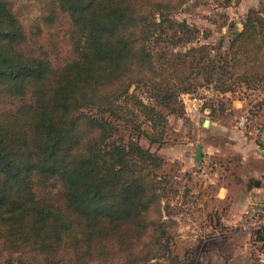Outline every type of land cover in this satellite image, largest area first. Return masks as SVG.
<instances>
[{"label": "trees", "instance_id": "obj_1", "mask_svg": "<svg viewBox=\"0 0 264 264\" xmlns=\"http://www.w3.org/2000/svg\"><path fill=\"white\" fill-rule=\"evenodd\" d=\"M34 2L24 21L0 0V264H147L168 252L150 211L175 188L138 138L161 145L200 87L212 117L264 84V0L213 45L187 44L198 30L170 16L181 0Z\"/></svg>", "mask_w": 264, "mask_h": 264}, {"label": "rangeland", "instance_id": "obj_2", "mask_svg": "<svg viewBox=\"0 0 264 264\" xmlns=\"http://www.w3.org/2000/svg\"><path fill=\"white\" fill-rule=\"evenodd\" d=\"M176 1L177 0H171V2ZM181 1L182 3H180V5L177 3L173 4L172 12L173 10L174 12L173 14L171 13L170 16L175 20H185L192 28H196L198 30V33L195 34L196 37L193 36L194 38L191 39L192 41H188L187 44L191 42L213 45L220 39H222V42L225 43L228 31L221 30L224 29L221 28V26L229 20H237V17L241 16L240 14L242 13V10L245 9L243 6H240L239 8V4L234 3L235 0ZM260 1L261 0H247V3H245L244 6H247L246 9L248 7L256 8ZM14 3L20 12H22V16L25 18L24 21L31 19L36 14L37 4L34 0H14ZM225 4H228V6L226 8L222 7ZM222 12L227 14L226 18L221 16L224 14ZM153 20L155 22H159L160 17L158 13L153 17ZM183 46L184 45L180 47ZM179 48L178 50H180ZM128 90L129 93L133 92L134 85H130ZM213 95L214 93H212L208 87H200L191 95H183L181 97V102L183 106L185 105V102L186 104L188 103L187 99H191V101L193 99L196 101L199 99L202 103L205 99L210 98ZM219 96L220 95H218V97ZM225 99L228 100L230 105L225 108L221 116L215 114L212 117H209L207 116V113L206 115L201 114L202 116L194 115L197 113H186V115L182 114L180 116L169 115L167 117V136L161 145L149 144L145 138H138V142L142 147L147 148L161 158L162 167L159 170L168 176L169 184L171 185L168 186L175 188V192L179 186L177 176H182L185 171L183 170L184 165L182 162L178 159H174L173 156L175 154V150L173 148L184 141L195 139V136L192 135L191 125H199L203 122V120H207L209 117L211 119H219V121L225 125L232 124L234 127L235 119L243 111H252V114L249 112L252 123L255 124L258 122H264L262 120H255V117H257L261 111H264V84L254 90H238L232 95L227 94L225 95ZM236 100L241 101L242 105L237 103L238 106H235L234 102ZM196 101L194 102L197 103ZM203 115L205 118H203ZM249 131L252 132V128H250ZM117 134L122 136L126 135L123 128H119ZM196 166L197 162H194L190 167L192 170L191 172H194V174L197 173ZM215 167L209 174L214 171ZM173 177H176V179H173ZM50 189L52 194L57 193V188L55 186ZM171 189L168 192H165L163 198H159L158 206L155 207L157 212H154L153 210L150 211L151 216L158 215V218H162H160L159 221L163 222V230L166 234L171 236L170 244L167 246L168 252L166 253V251H164V253L160 256H156L155 258L148 260L147 264H184L186 260L190 259H193L194 262L200 264H257L256 254L259 250L264 248L261 247L259 242H252L248 245H243L242 236L235 237L232 240H222L221 243L220 241L208 238H206L203 242L193 241V243H190L187 239L190 230L180 229L177 227L178 223L175 218L176 212L169 203V197H172ZM174 194L175 193H173V195ZM259 233L264 234L263 231ZM253 235L255 236L256 234ZM143 237L144 240H149V235H144ZM163 238H165V233L162 239L156 234V237L152 236L150 238V240L152 239L150 242L165 244ZM151 249L156 251L158 248L152 245Z\"/></svg>", "mask_w": 264, "mask_h": 264}, {"label": "crops", "instance_id": "obj_3", "mask_svg": "<svg viewBox=\"0 0 264 264\" xmlns=\"http://www.w3.org/2000/svg\"><path fill=\"white\" fill-rule=\"evenodd\" d=\"M245 3L247 0L238 3L239 8H245L240 15L249 8L246 9ZM187 101L184 115H206V109L200 112L199 99ZM234 103L235 106L242 105L239 100ZM256 119L264 121V111ZM191 128L195 139L173 148L174 159L182 162L186 173L185 176H177L179 186L169 197V203L176 212L177 227L190 230L187 236L190 243L203 242L206 238L221 243L239 236L243 237V245L257 242L242 223L252 205L264 207V148L254 142L253 132L238 130L232 124L221 123L219 119L208 117L206 124L203 120L199 125H191ZM196 143L201 150L199 161L209 157L218 164L205 178L191 172Z\"/></svg>", "mask_w": 264, "mask_h": 264}, {"label": "built area", "instance_id": "obj_4", "mask_svg": "<svg viewBox=\"0 0 264 264\" xmlns=\"http://www.w3.org/2000/svg\"><path fill=\"white\" fill-rule=\"evenodd\" d=\"M227 111V110H226ZM234 127L238 130H249L252 128L254 142L264 148V122L252 123L249 112L243 111L234 121ZM217 162L209 157L203 158L197 163V175L205 178L216 166ZM243 227L256 234L264 231V207L262 205H252L246 212V218L243 221ZM257 264H264V249L256 254Z\"/></svg>", "mask_w": 264, "mask_h": 264}, {"label": "water", "instance_id": "obj_5", "mask_svg": "<svg viewBox=\"0 0 264 264\" xmlns=\"http://www.w3.org/2000/svg\"><path fill=\"white\" fill-rule=\"evenodd\" d=\"M206 122L207 120H204V124H206ZM193 158L195 162H198L201 159V150L199 143H196V150Z\"/></svg>", "mask_w": 264, "mask_h": 264}]
</instances>
